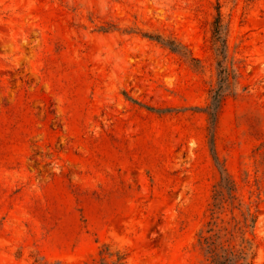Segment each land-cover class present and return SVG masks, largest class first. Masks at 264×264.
<instances>
[{"label":"rangeland","instance_id":"1","mask_svg":"<svg viewBox=\"0 0 264 264\" xmlns=\"http://www.w3.org/2000/svg\"><path fill=\"white\" fill-rule=\"evenodd\" d=\"M211 220L264 264V0H0V264H206Z\"/></svg>","mask_w":264,"mask_h":264},{"label":"trees","instance_id":"2","mask_svg":"<svg viewBox=\"0 0 264 264\" xmlns=\"http://www.w3.org/2000/svg\"><path fill=\"white\" fill-rule=\"evenodd\" d=\"M216 33L218 37H221L220 34V22L216 23ZM217 105V104H216ZM218 106V105H217ZM221 187L226 189L230 194L232 200L231 203H234L236 199L235 194L233 193V188L235 183L233 180L228 177L226 174L223 176V179L220 183ZM222 189H217L215 193V201L212 204L211 214L212 217H215V213L219 208L223 207L226 199L222 196ZM224 221V219L222 218ZM240 222V221H238ZM208 227L202 228L199 232V244L206 255V264H254V253L248 244H236L233 241V238L236 234L237 224L233 223L231 226L228 225H218L215 220L208 221ZM112 264H127L126 261H121L118 259Z\"/></svg>","mask_w":264,"mask_h":264}]
</instances>
